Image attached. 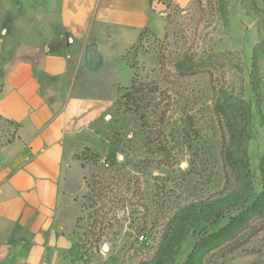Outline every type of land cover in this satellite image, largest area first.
Returning a JSON list of instances; mask_svg holds the SVG:
<instances>
[{
  "label": "rangeland",
  "instance_id": "1",
  "mask_svg": "<svg viewBox=\"0 0 264 264\" xmlns=\"http://www.w3.org/2000/svg\"><path fill=\"white\" fill-rule=\"evenodd\" d=\"M162 1V35L143 32L123 56L99 44L101 60L94 54L88 60L98 68L80 75L82 91L111 110L106 148L76 156L83 186L59 210L71 245L49 264H185L197 241L261 191L263 57L257 92L250 74L253 51L264 41V0ZM10 3L16 25L1 9L0 80L17 62L39 59L42 46L61 35L45 12L59 0ZM207 60L203 72L186 75ZM215 103L227 106V118L219 120ZM14 130L0 119L1 146ZM194 264H264V228Z\"/></svg>",
  "mask_w": 264,
  "mask_h": 264
},
{
  "label": "crops",
  "instance_id": "2",
  "mask_svg": "<svg viewBox=\"0 0 264 264\" xmlns=\"http://www.w3.org/2000/svg\"><path fill=\"white\" fill-rule=\"evenodd\" d=\"M4 3L0 25L5 9L8 25L15 27V4ZM163 4L59 0L54 11H44L60 38L46 42L39 59L17 62L3 75L0 119L15 130L11 141L0 145V264H49L70 247L59 210L73 189L83 186L76 156L84 149L106 148L103 136L111 111L82 91L86 83L80 75L98 68L91 69L88 60L99 44L117 47L123 56L143 32L162 35ZM96 58L101 60L98 53Z\"/></svg>",
  "mask_w": 264,
  "mask_h": 264
},
{
  "label": "trees",
  "instance_id": "3",
  "mask_svg": "<svg viewBox=\"0 0 264 264\" xmlns=\"http://www.w3.org/2000/svg\"><path fill=\"white\" fill-rule=\"evenodd\" d=\"M253 52L254 56L251 65L250 84L253 91L257 92L261 89V74L257 58H264V41L256 46ZM209 63L208 60L207 62L202 61L199 64L187 68L185 73L186 75L201 73L210 65ZM131 89H134L133 80L131 83ZM124 97L126 96L124 95ZM213 107L219 120L222 119V117H228V108L226 105L215 103ZM229 131H232L231 124L229 125ZM229 155L228 151L225 152L224 159L229 161ZM258 169L260 173L259 181L261 188L258 196L249 205L242 207L235 215L230 216L225 226L221 227L216 232L207 234L197 241L192 251L188 254L185 264H194V261L198 256L215 249L232 251L242 245L246 239L255 236L264 228V155L260 159Z\"/></svg>",
  "mask_w": 264,
  "mask_h": 264
},
{
  "label": "water",
  "instance_id": "4",
  "mask_svg": "<svg viewBox=\"0 0 264 264\" xmlns=\"http://www.w3.org/2000/svg\"><path fill=\"white\" fill-rule=\"evenodd\" d=\"M92 53L96 56L97 55V51L94 49V50H92ZM105 250H107V249H105Z\"/></svg>",
  "mask_w": 264,
  "mask_h": 264
}]
</instances>
